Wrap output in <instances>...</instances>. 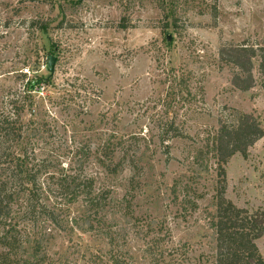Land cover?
Returning a JSON list of instances; mask_svg holds the SVG:
<instances>
[{
  "label": "rangeland",
  "instance_id": "rangeland-1",
  "mask_svg": "<svg viewBox=\"0 0 264 264\" xmlns=\"http://www.w3.org/2000/svg\"><path fill=\"white\" fill-rule=\"evenodd\" d=\"M246 40L264 45V0H0V106L10 91L25 102L17 152L62 174L86 151L85 174L108 196L93 229L80 204L56 205L55 225L30 221L31 235L53 237L40 262L32 249L0 251L20 264H215L213 137L234 110L264 128L258 61L255 86L241 91L219 56ZM170 68L191 95L179 86L167 97ZM166 119L186 137L165 140ZM226 180L227 199L264 208V137L230 159ZM257 245L264 258V236Z\"/></svg>",
  "mask_w": 264,
  "mask_h": 264
},
{
  "label": "trees",
  "instance_id": "trees-1",
  "mask_svg": "<svg viewBox=\"0 0 264 264\" xmlns=\"http://www.w3.org/2000/svg\"><path fill=\"white\" fill-rule=\"evenodd\" d=\"M219 56L222 62L235 68L232 83L241 91H249L255 86L254 63L257 60L264 90V45L251 44L248 40L222 45ZM177 73L175 68L168 72L167 97L177 95L179 86H184L179 91L185 90L191 95L189 78ZM40 84L41 78L30 82L27 89L34 92L40 89ZM24 109L21 96L11 91L0 106V246L14 251V255L32 249V258L37 257L35 261L40 262L53 237L51 234L47 238L46 235H31L36 225L30 221L42 216L45 224L55 225L58 223L56 205L64 210V207L68 209L69 203L80 204L84 223L93 229L94 222L108 206V196L97 193L94 181L85 174L84 165L90 156L86 151L81 154L79 168L62 174L52 170L53 160L40 158L29 148L17 152L25 133ZM159 128L165 140L186 137L175 119L162 120ZM263 137L264 128L252 114L234 110L219 121L212 142L218 177L217 213L211 223L216 235L215 264H264L257 245V240L264 236V208L252 211L238 207L226 198V165L237 153L247 157L249 149ZM0 264L20 263L11 260L3 250L0 251Z\"/></svg>",
  "mask_w": 264,
  "mask_h": 264
},
{
  "label": "water",
  "instance_id": "water-1",
  "mask_svg": "<svg viewBox=\"0 0 264 264\" xmlns=\"http://www.w3.org/2000/svg\"><path fill=\"white\" fill-rule=\"evenodd\" d=\"M56 62H57V59H56V57H54V56H51V57L48 59V63H47L46 69H47V71H48L50 74H54V73H55Z\"/></svg>",
  "mask_w": 264,
  "mask_h": 264
}]
</instances>
